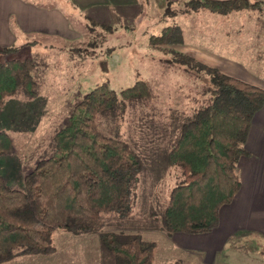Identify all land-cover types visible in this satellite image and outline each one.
<instances>
[{"label": "rangeland", "instance_id": "rangeland-1", "mask_svg": "<svg viewBox=\"0 0 264 264\" xmlns=\"http://www.w3.org/2000/svg\"><path fill=\"white\" fill-rule=\"evenodd\" d=\"M33 1L50 6L62 0ZM189 1L137 0V6L104 27L86 14L70 16L72 28L81 35L78 40L27 36L16 51L0 52V63L33 60L37 82L35 98L17 91L0 109V131L12 141V151L0 155V177L13 189L23 190L25 175L54 154V134L67 124L73 107L86 94L105 84L119 96L139 80L153 91L152 101L126 104L116 122L121 137L142 163L131 194L130 216L103 215L97 233L74 235L56 229L52 254L18 256L3 264H112L100 241V234L108 232L134 233L154 243L151 264H264V237L256 234L255 216L250 214L252 226L238 222L251 205L241 194L222 208L220 226L209 235L168 236L161 229L160 212L181 172L163 167V174L154 173L156 152L143 151L139 144L148 128L160 127L172 110L190 116L206 106L210 96L207 77L188 75L171 63V52L264 89V0H248L249 8L228 15L188 11ZM172 26L181 30V45L150 46L151 36ZM104 122L99 119V128L109 135L110 124Z\"/></svg>", "mask_w": 264, "mask_h": 264}, {"label": "trees", "instance_id": "trees-1", "mask_svg": "<svg viewBox=\"0 0 264 264\" xmlns=\"http://www.w3.org/2000/svg\"><path fill=\"white\" fill-rule=\"evenodd\" d=\"M186 6L188 11L203 9L219 15L250 7L248 0H190ZM149 44L153 48L181 45V30L165 27L149 38ZM16 50L1 48L0 52ZM171 53V63L188 75L207 77V105L190 116L172 110L160 127L148 128L139 146L156 152L154 173H164L163 167L181 172L160 212L162 231L168 236L209 234L218 227L222 208L240 191L237 165L248 156L244 145L252 119L264 106V89L185 54ZM34 70L31 59L0 63V109L17 91L29 98L37 96ZM152 99L153 91L144 80L119 96L100 85L75 104L67 124L54 134V154L25 175L23 190L8 187L0 177V264L23 255L52 254L56 229L74 235L97 233L103 215L130 216L131 194L142 163L121 137L116 122L126 104L141 105ZM99 119L110 124L109 135L100 130ZM11 151V138L0 131V155ZM100 241L112 264L152 262L154 243L138 234L102 233Z\"/></svg>", "mask_w": 264, "mask_h": 264}, {"label": "crops", "instance_id": "crops-1", "mask_svg": "<svg viewBox=\"0 0 264 264\" xmlns=\"http://www.w3.org/2000/svg\"><path fill=\"white\" fill-rule=\"evenodd\" d=\"M137 5V0H62L50 6L33 0H0V49H18L27 36L78 40L81 35L72 28L70 16L82 18L86 14L94 22L108 26L114 17L120 13L125 15L127 9ZM244 149L248 156L241 158L237 165L241 182L237 196L243 195L251 205L244 208L238 222L256 225V234L264 237V106L252 119ZM219 226L220 221L213 232Z\"/></svg>", "mask_w": 264, "mask_h": 264}]
</instances>
